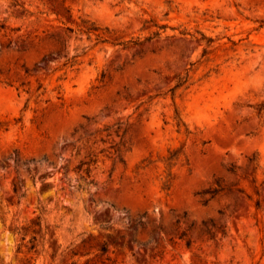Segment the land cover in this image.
<instances>
[{
    "label": "rangeland",
    "instance_id": "rangeland-1",
    "mask_svg": "<svg viewBox=\"0 0 264 264\" xmlns=\"http://www.w3.org/2000/svg\"><path fill=\"white\" fill-rule=\"evenodd\" d=\"M0 264H264V0H0Z\"/></svg>",
    "mask_w": 264,
    "mask_h": 264
},
{
    "label": "trees",
    "instance_id": "trees-1",
    "mask_svg": "<svg viewBox=\"0 0 264 264\" xmlns=\"http://www.w3.org/2000/svg\"><path fill=\"white\" fill-rule=\"evenodd\" d=\"M157 33V32H156ZM135 43L137 42V40L134 41ZM125 43V42H122ZM251 160V159H250ZM86 171L88 172L89 170L86 169ZM220 188L218 187V184L208 187L206 189H203L201 191L198 192V194L201 196V201L203 203H206L210 198L214 197L215 195L218 194ZM241 191V190H240ZM206 195H208L209 197H205ZM184 235V232L181 233V237ZM191 243V240L189 238L186 239V245L189 246ZM102 251H106L105 247L102 248Z\"/></svg>",
    "mask_w": 264,
    "mask_h": 264
}]
</instances>
